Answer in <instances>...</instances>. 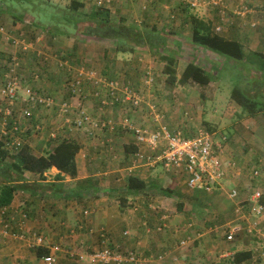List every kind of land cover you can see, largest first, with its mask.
I'll list each match as a JSON object with an SVG mask.
<instances>
[{
    "label": "crops",
    "instance_id": "crops-1",
    "mask_svg": "<svg viewBox=\"0 0 264 264\" xmlns=\"http://www.w3.org/2000/svg\"><path fill=\"white\" fill-rule=\"evenodd\" d=\"M138 1L142 4L146 0ZM195 2L197 7L192 11L196 12L197 9L199 14L205 16H200V19L210 23L212 29L214 25L219 24L216 19V22L212 19L215 14L209 12L212 5L205 0ZM130 6L131 3L119 9L124 14L134 15L137 20L141 14L136 7L130 9ZM167 7L163 2L156 1L150 5L146 14L149 16V13H152V18H155L159 12L167 11ZM229 7L231 12L238 13L236 5ZM256 12L251 11L244 17H232L234 20L230 18V22L222 24L224 31L219 35L240 42L245 46V54L253 51L264 54L262 46L259 47L258 34L250 35V32L244 31L248 22L254 25L257 22L263 25L260 37L264 36V18L260 21L262 18L260 19ZM14 19H2L4 22L12 21L11 25H8L16 27L15 31L12 29L13 33L28 40H31L28 36L32 35L29 31L34 33L32 38L37 34H44L40 27L26 26L25 23ZM159 24L156 22L157 27ZM84 37L86 39L68 35H47L40 43L43 51L40 57L34 51L21 54V86L24 82H29L42 96H49L54 100V105L42 104L36 105L35 109L31 108L30 117L24 114L20 116L19 119L23 122V143L29 146L35 156L46 155L63 139L77 142L80 149L75 156L76 176L59 172L55 167H50L42 175L24 171L25 186L14 193L8 206L0 207V210L5 211L0 216V231L7 229L10 224L14 230H23L14 231L13 234L9 233L10 235L0 239V264H45L42 257L37 258L33 249L29 248L37 246L49 249L48 254L54 255L52 264H82L86 255L94 251L99 242L95 235L91 234H100L101 230L105 231L103 233L115 247L124 252L139 251L150 258L149 264H235L233 255L238 251L251 252L250 258L241 264H264V245L261 237L257 232H247V227L256 221L259 228H264V214L255 216L247 208V204L253 205L249 201L253 192L259 191L264 195V118L260 116L261 119L257 120V116L246 117L241 114V108L230 99L229 110L221 114L230 123L224 124L225 128L220 129V120L215 124V129L207 124L214 130L215 135L221 130V139L216 142L221 144L220 159L226 177L221 181V185L211 192H189L181 173L167 171L160 164L148 166L139 161L136 153L142 146L135 141L133 132L121 125V118L124 116L130 117L131 121L141 128L152 129L158 125L154 121L153 106H156L158 101L153 102V88L143 90L140 87L142 108L134 109L122 100H111L108 104L99 99L98 95L93 96L91 91L94 90L95 84L91 80L86 81L83 90L87 96L82 106L91 123H87L85 127H77L74 124V108H79V98L70 96L67 85L68 75L74 74V67L71 66L73 60L74 66L82 61L108 80L122 78V73L128 75L137 69V52L118 53L110 41ZM1 40L0 37L2 79L9 45ZM249 42L253 48L248 46ZM125 79L123 76L122 80ZM103 93L100 90V94ZM202 95L200 93L199 97H203ZM199 99L202 101L201 105ZM199 99L183 104V108L189 107L188 111H192L195 117L198 113L203 116L204 100ZM63 102L70 104L67 114L58 110V106ZM4 103L6 102L0 96V143L6 142L1 140V120H10L12 116L7 114L9 109ZM23 105L26 106V103ZM161 110L165 124L161 119L162 123L170 133L180 132L191 137L202 127L200 121L197 124L195 117L186 110L189 118L183 127L179 124L184 118L179 120L181 115L177 113V109L163 107ZM95 121L103 122L102 127L94 126ZM4 147L9 154L15 151L9 148L7 142ZM7 160L10 162V159ZM256 168L261 172L257 177L253 175ZM57 176H60V179ZM129 176L142 180L145 184L143 190H127ZM1 187L0 176V189ZM232 188L238 190L239 201H244L245 208L241 213L235 210L237 199L228 196V191ZM161 189H169L171 194H164ZM171 197L176 199V211L164 215L168 208L162 209L161 205H170ZM222 198L225 199L223 206L219 204ZM178 200L180 202H177ZM207 201L210 207L201 209L200 206ZM178 206L181 209H178ZM207 211L210 212V218L206 217ZM162 222L166 223L167 228L157 231V226ZM232 226H237L240 230L234 234L232 240H227L226 232ZM16 233H23L25 237L38 233L43 240L35 244L34 240L16 237ZM181 239L186 240V243L180 244ZM52 246H58L59 249L52 251ZM158 255H163V259H158Z\"/></svg>",
    "mask_w": 264,
    "mask_h": 264
},
{
    "label": "rangeland",
    "instance_id": "rangeland-1",
    "mask_svg": "<svg viewBox=\"0 0 264 264\" xmlns=\"http://www.w3.org/2000/svg\"><path fill=\"white\" fill-rule=\"evenodd\" d=\"M130 1L131 0H118V1L117 0H0V11L9 10L16 15L22 14L23 19L20 21L25 23L26 26H32L33 25L32 22H36L38 25L45 28V29L41 28L44 34H37L35 38L34 37L32 38V35L34 33L32 31H29L30 34H32L28 36L31 40H28V38H25V37L12 39V35L15 34L12 32V29L15 31L16 27L10 26L12 21L10 22L3 21L7 17L8 18H12V17L7 16V15H4V17H2V14L0 12V22H2L5 25L1 27L3 29L1 31L2 34L0 36L2 39L1 41L6 43L7 46L9 45V54H11V55L8 54V56L6 57L7 60L4 66L5 68H3L2 70V79L0 78V96H1V99L7 103V104L4 103L5 107H8L9 109L7 114L8 115L12 114L11 116L12 120L11 119L8 120L6 118H4L3 121L1 120V130H3V132H1V140L6 141L7 137L4 135V131L9 132V129L12 127L13 123H16L17 127L20 128V131L14 132V136L17 139H20V144L18 148L14 150H18L19 147L22 144H24L22 134H21V131L23 129L22 127L23 122H22V119H19V118L20 116H23L26 110L25 109L26 106H24L23 104L27 103L26 101L30 100L27 97L28 92L26 91V88L30 86L33 90L35 89L33 88L32 84H30L29 82L28 83L24 82V85L21 86L22 82L20 83L17 81L14 87L16 90L15 92L16 98L13 100L8 98V95H10V91L12 89L11 86H13V84L9 86V82H11V78L13 76H16L18 79L19 75L21 74L20 71H21L22 66H19L21 65V56H22L21 54L34 51L35 54L38 57H40L41 53L43 52L40 43L41 41H43V39H46L47 35L50 37L55 36V35H61V36L68 35V36H75V38L79 37V39H83V38L86 39L84 36L90 37L84 34V30L87 26L88 21L85 23L79 22L77 25V28L74 29V18L77 17L76 11L88 13L91 11L92 8L96 6H106L111 10L112 17L114 19H118L121 16H124L127 18V20H129L130 22L137 23V25H139L140 27L148 28L150 27V25H155L156 22L160 23L158 27L165 31V36H166L165 37L166 45L164 46L163 52L173 54L176 57L178 75H180L184 66L188 62H195L196 64H200L205 69H207L209 72L213 74V79L207 86H201L194 82H190L185 85L175 84L173 86H168L164 80L165 75L162 73L163 63L160 62L157 55H155L153 52H151L150 50L146 48H141V50L137 51L136 58H137L138 67L136 66L137 68L136 71L134 73H129L128 75H125L124 73H122L123 74L122 78L117 77L116 80H112V79L108 80L105 77H102L97 71L87 67V65L82 63V61L77 62L79 65L78 67H76L77 65L74 66V60H73L71 66L75 67L78 70V72L82 69L84 72H86L87 70H89V72L93 71L96 78L101 77L103 80L105 79L106 82L112 81L114 84H116L115 91L121 94L120 96H116V97L117 98L120 97V99H123L124 102L129 103V105L132 106L134 109L142 108L143 101L141 97L142 95L139 93L140 87H142L143 90L144 88L154 89L151 92L153 96L152 98L153 100H155L153 102L158 101V103L155 104L157 107L153 106V110L155 114L154 121L157 122L158 124L157 126H155L152 129H147V127L141 128V126L139 127L138 125L133 123L130 117L124 116L121 118V122L124 120V118H128L127 123L131 125L130 126L131 129H127V128L125 129L129 131L131 130L134 134V138H135V130H143L145 131L144 135L147 136L151 132H154L161 128H166V126L164 125L165 124L164 117H163L164 113L161 110L163 107H172L173 110L177 109V113L181 115L179 120H182V118H184V120L181 121L179 126L181 127L185 126V121H187V119L189 118L186 115V111H188L189 107L183 108V104H185L188 101L192 102V100H195V99L197 100L199 98H203L204 100L203 105H202L203 116L201 113L200 114L198 113L195 117L192 111H188V113H190V115L195 117L197 124L200 121V124L202 126L201 128L208 127L207 124H209L215 129V124H218V120L222 121L221 122L222 125L219 127V129L225 128V126L230 123V121L226 117L224 118L221 116L223 112L225 113L226 110H229L228 102H231L230 97H229L230 90L233 86L235 85L241 86L243 81L249 80V77H247L248 76L247 74L248 73L251 75L254 74L253 73L254 71L251 68L253 66H250V68L246 69V67L244 68V65L242 64H238L234 61H228V59L225 60L220 55H215L209 51L200 49L199 47H197L191 42L192 23H191L190 15L191 16L194 15L198 18H200V16L205 18V16L199 14L197 9H195L196 12L192 11V9L196 6L195 4H197L195 2L197 0H146L142 4L138 0H132L133 3ZM156 1L159 3L163 2V4H166L168 6L167 7L168 9L167 11L159 12L158 15H155L156 16L155 18H152L153 16L152 13L151 14L149 13V16L146 13L148 12L150 5ZM192 2H195V3L192 4ZM205 2L213 6L212 9L208 11L209 12L212 11V13L215 14V15H212V19L214 21L216 19L217 23H219L218 25L213 26V31L218 34H222V32L224 31V28H222L223 23L230 22L229 21L230 18L231 20H234L232 19V17H236V16L244 17L246 15H249L251 11H253L254 13L258 11L256 12V14L258 15V17H260V19L262 18L260 21H263V18H264V0H235V1L234 0H213V1L205 0ZM129 3H131L130 9L134 6L137 8L139 13L141 14V17L138 18L137 20L135 19L134 15H128L129 13L124 14V12H122V10L119 9L121 8V6H126ZM232 4L236 5L235 8H236V11L238 12L237 14L236 13L234 14L233 12H231V8L229 7V5H232ZM208 11H204V12H208ZM206 19L208 20V15ZM262 26H263L262 24H259V23L257 24V22L255 23V25L248 22V24L244 28V31L250 32L249 33L250 35L258 34L257 36L259 37L258 39L259 47L262 46V49H264L263 34L261 35L263 37L262 38L260 37ZM6 28L11 30V33L7 32ZM255 30L256 31L258 30V32H255ZM82 34H84V36H82ZM248 46L250 48H253L251 42L248 43ZM244 47L245 46L243 45V48ZM246 54H249V52L248 53L246 52ZM42 59L44 58L42 57ZM129 61L131 60L129 59ZM67 65L69 64L67 63ZM143 73H145L146 77L145 79L142 80ZM243 73H244L243 75L244 77L241 78V74ZM5 74L7 75V77ZM123 76L124 78H126L125 80H122ZM71 77L72 75H70V78ZM84 79L86 78L84 77ZM86 80L90 81L89 79H86ZM127 84L137 85V88H139V91L136 92L137 97L139 99V100L137 99V102H138L137 105L133 104L134 98H132L131 96L125 97L126 95L124 92L126 91ZM100 90L104 92L103 95L100 94ZM12 92H14V89ZM85 92L82 91V94H84V97L74 95L75 98H79L78 99L79 108H74V110L76 111L75 112L76 120L79 117V114H80L79 111H84V113L86 112L84 109V106H82V103L86 99V96H87ZM91 93H93V96H96V97L98 94L99 99L105 100V102H107L108 104L111 103V100L113 101L112 99L113 96L111 95V91L109 90L107 85H105L104 83H101L99 85H94V90L91 91ZM200 93L203 94L202 95L203 97H199ZM20 101H22L23 103L22 102L19 103ZM117 101L119 100L115 99V102ZM199 101L201 102L200 103L201 105L202 101L200 99ZM35 107H36V104L32 102L31 108L35 109ZM219 114H220V117H219ZM241 114H244V113L242 112ZM257 117H258L257 120L261 119L260 116H257ZM196 118H199V119L197 120ZM223 118H224V121L222 120ZM89 122L91 123V121ZM102 123H98L97 121H95L94 126L102 127L101 126ZM85 125L83 127H85ZM220 131L221 130L218 131V134L214 135L215 140L221 139ZM211 132H214V130L212 129ZM5 143H0V149L5 148L4 147ZM138 144L142 146L140 153L147 154L150 151L149 149L143 148L145 147L144 144L142 143H138ZM188 191L191 192V190H188ZM187 197L189 198L190 196H187ZM174 199H175L174 197L173 198L171 197V200H170L171 204L168 206L166 204L161 205L162 209L168 208L167 212L164 215H167V213L169 214L173 210L176 211V206H175L176 199L175 200ZM224 200L225 199L222 198V200L220 201L219 204L221 206L225 205ZM177 202H180V201L178 200ZM200 207L201 209L205 210L210 207V204L207 201ZM4 213H5L4 210H0V216H2ZM206 217L208 218L211 217L209 211H207ZM166 228L167 226L165 228L162 227L161 230H165ZM7 229H8L7 230L8 234L9 233L13 234L12 232L14 231H20V232L23 231L21 229L14 230L15 228H12L11 224L7 227ZM161 230H157V231H161ZM101 232H105V231L101 230L100 234ZM98 234L99 232L91 234V235H95L97 242L99 241V236H100V234L99 236ZM1 238L2 237H0V239ZM25 238H28V237H25ZM110 244L113 248L121 252H124V250H120L119 247L117 246L115 247L111 241H110ZM29 248H32L34 252L35 247H29ZM98 248H99V242H98L96 249ZM129 252H134L137 255L144 256L139 251H129ZM165 260L166 259H164V261ZM84 262H87V260L85 259ZM125 264H128V263H125Z\"/></svg>",
    "mask_w": 264,
    "mask_h": 264
},
{
    "label": "trees",
    "instance_id": "trees-1",
    "mask_svg": "<svg viewBox=\"0 0 264 264\" xmlns=\"http://www.w3.org/2000/svg\"><path fill=\"white\" fill-rule=\"evenodd\" d=\"M0 12L2 17L7 15L15 18L14 20L20 21L23 19L22 14L16 15L9 10ZM76 16H74L76 17L74 18V29L77 28L79 22L85 23L88 21L84 34L100 41H110L118 53L132 54L141 50V48H146L157 55L160 62L163 63L162 73L165 75L164 80L168 86L185 85L190 82L207 86L213 79L211 72L195 62H188L178 75L176 57L173 54L163 52L166 45L165 31L157 27L156 24L145 28L140 27L137 23L130 22L124 16L114 19L111 10L106 6H96L88 13L76 11ZM190 19L192 23L191 42L194 45L215 55H220L225 60L228 59V61L242 64L246 69L253 66L251 68L254 74L246 73L249 80L243 81L241 86H233L229 97L241 108L245 116H262L264 118V54L256 51L245 54L243 45L237 40L227 39L215 33L210 23L194 15H190ZM32 23L36 27L45 29L36 22ZM3 26L5 25L0 22V27ZM7 32L11 33V30L7 29ZM1 34L0 32V36ZM13 38L23 37L13 34ZM73 71L75 76L77 69L74 67ZM243 75L244 73L241 74V78L244 77ZM142 77V80L145 79V73ZM112 80H116V78H112ZM126 87L130 92L136 93L139 91L137 85L127 84ZM207 129L211 131L210 128ZM79 149L80 146L77 142L64 139L60 140L46 155L41 156H35L25 143L13 154H9L5 149H0V176L2 179L0 207L8 206L14 193L25 186L23 183L24 171L42 175L50 167H55L59 172L76 176L75 156ZM7 159H10V162ZM57 177L60 179V176ZM127 182L126 188L130 191H141L145 187L144 182L135 176H129ZM161 191L167 195L171 194L169 189H161ZM258 203L264 207V195L259 196ZM178 209H181V207L178 206ZM34 253L37 258H41L48 255L49 249L37 246ZM250 256V251H238L233 255V262L241 264Z\"/></svg>",
    "mask_w": 264,
    "mask_h": 264
},
{
    "label": "built area",
    "instance_id": "built-area-1",
    "mask_svg": "<svg viewBox=\"0 0 264 264\" xmlns=\"http://www.w3.org/2000/svg\"><path fill=\"white\" fill-rule=\"evenodd\" d=\"M218 29V28H217ZM3 29L0 27V32ZM85 73V74H84ZM6 75V74H5ZM85 75V76H84ZM7 77V75H6ZM22 75L20 74L18 79L16 76L11 78V82H9V86L13 84L12 89L10 91V95H8L9 99L16 98V90L15 85L18 82H22ZM93 81L95 85H99L104 83L107 85L109 90L111 91V95L113 96V100H122L120 97V93L115 91L116 84L111 82H106V80L100 78H96L93 71L87 70L86 72L80 70L74 76L68 78V92L70 96H80L84 97L82 94L83 86L86 79ZM19 83V85H20ZM8 87V86H7ZM14 89V92H12ZM28 92L27 97L30 99L26 101V110L24 115L27 117L31 116V104L32 102L36 105L43 106H51L54 103V100L49 96H42L37 90H33L30 86L26 88ZM33 91V92H32ZM125 97L131 96L134 98L133 104L137 105V94L134 92H130L127 87ZM97 94V93H96ZM98 95V94H97ZM130 97V98H131ZM131 100V99H130ZM139 100V99H138ZM70 109V104L63 102L58 106V110L62 114H67ZM79 117L77 120L75 119L74 124L77 127H83L85 123H90L87 113L84 111H79ZM127 118H125L122 122V127L131 129V125L127 123ZM88 121V122H87ZM95 125V123H94ZM106 125V123H105ZM102 126V124H101ZM20 128L17 127L16 123H13L12 127L9 129V132L4 131V135L7 137V144L10 149H17L20 144V139H17L14 136V132H19ZM145 131L143 130H135V139L136 142L142 143L145 145L147 149L150 151L147 154L140 153L138 151L136 156L139 161L147 164L148 166H154L160 164L165 170L170 172H178L181 173L184 177V182L186 187L191 191H204L211 192L212 189L219 187L221 185V181L226 177L225 168L220 159L221 146L216 142L214 138V133L209 131L206 128H199L195 134L191 137L184 136L180 132L170 133L166 128H161L154 132L149 133L147 136L144 135ZM173 170V171H172ZM260 169L256 168L253 171V175L255 177L260 175ZM261 195L259 191L253 192L252 196H250L249 201L253 204L250 206L247 204V208L250 213L255 214V216H260L264 214V207L258 203V198ZM228 196L231 199H237L236 208L237 212L243 211L245 208V204L243 200L239 201V192L236 188H232L228 191ZM246 202V200H245ZM87 213V211H84ZM162 222L157 226V230H161L162 227H166L167 225ZM258 222H252L251 225L247 227V232L252 233L257 232L261 237L264 245V228L258 227ZM240 228L237 226H232L228 228L226 232V239L232 240L234 234L239 232ZM8 234L7 229H2L0 231V237H3ZM16 237H21L20 239L25 238V234H15ZM99 248L95 249L93 252L86 255V260L89 264H149L150 258L147 256L137 255L134 252H121L115 248H113L110 244L109 238L101 232L99 237ZM28 239L34 240L35 244L41 243L43 238L38 233H31L28 236ZM186 240H180V244H185ZM34 244V243H33ZM58 246H52L51 250H58ZM158 259H163V255H158ZM45 264H52L54 262V255L48 254L42 257ZM82 264H86L83 262Z\"/></svg>",
    "mask_w": 264,
    "mask_h": 264
}]
</instances>
